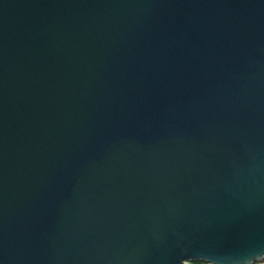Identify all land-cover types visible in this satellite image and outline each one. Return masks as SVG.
Here are the masks:
<instances>
[{
    "label": "water",
    "instance_id": "water-1",
    "mask_svg": "<svg viewBox=\"0 0 264 264\" xmlns=\"http://www.w3.org/2000/svg\"><path fill=\"white\" fill-rule=\"evenodd\" d=\"M264 261V0H0V264Z\"/></svg>",
    "mask_w": 264,
    "mask_h": 264
},
{
    "label": "snow or ice",
    "instance_id": "snow-or-ice-1",
    "mask_svg": "<svg viewBox=\"0 0 264 264\" xmlns=\"http://www.w3.org/2000/svg\"><path fill=\"white\" fill-rule=\"evenodd\" d=\"M201 264H207V260H202Z\"/></svg>",
    "mask_w": 264,
    "mask_h": 264
},
{
    "label": "rangeland",
    "instance_id": "rangeland-1",
    "mask_svg": "<svg viewBox=\"0 0 264 264\" xmlns=\"http://www.w3.org/2000/svg\"><path fill=\"white\" fill-rule=\"evenodd\" d=\"M255 264H264V261H260V262L255 263Z\"/></svg>",
    "mask_w": 264,
    "mask_h": 264
},
{
    "label": "trees",
    "instance_id": "trees-1",
    "mask_svg": "<svg viewBox=\"0 0 264 264\" xmlns=\"http://www.w3.org/2000/svg\"><path fill=\"white\" fill-rule=\"evenodd\" d=\"M189 264H199V263H197V262H189Z\"/></svg>",
    "mask_w": 264,
    "mask_h": 264
}]
</instances>
